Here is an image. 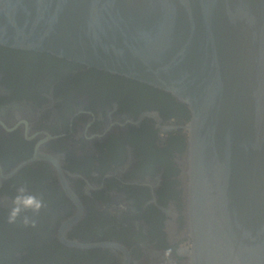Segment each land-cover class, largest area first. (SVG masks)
<instances>
[{"label": "flooded vegetation", "instance_id": "flooded-vegetation-1", "mask_svg": "<svg viewBox=\"0 0 264 264\" xmlns=\"http://www.w3.org/2000/svg\"><path fill=\"white\" fill-rule=\"evenodd\" d=\"M188 118L163 90L0 45V264H188ZM21 186L45 207L9 223Z\"/></svg>", "mask_w": 264, "mask_h": 264}, {"label": "water", "instance_id": "water-1", "mask_svg": "<svg viewBox=\"0 0 264 264\" xmlns=\"http://www.w3.org/2000/svg\"><path fill=\"white\" fill-rule=\"evenodd\" d=\"M0 45L184 104L188 264H264V0H0Z\"/></svg>", "mask_w": 264, "mask_h": 264}, {"label": "clouds", "instance_id": "clouds-1", "mask_svg": "<svg viewBox=\"0 0 264 264\" xmlns=\"http://www.w3.org/2000/svg\"><path fill=\"white\" fill-rule=\"evenodd\" d=\"M18 194L13 198V207L10 210L9 216H8V222L9 223H16L17 218L20 217V214L24 210H32L34 213H38L41 208L45 207L44 201L42 197L29 194L27 192L26 187L21 186L17 190ZM25 225H28L31 223L33 226H35V221L31 220L25 216L23 217L22 221Z\"/></svg>", "mask_w": 264, "mask_h": 264}]
</instances>
